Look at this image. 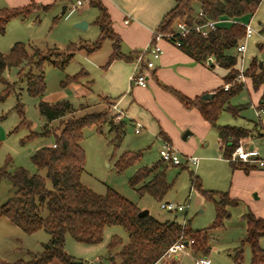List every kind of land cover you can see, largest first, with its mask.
<instances>
[{
	"label": "trees",
	"instance_id": "trees-1",
	"mask_svg": "<svg viewBox=\"0 0 264 264\" xmlns=\"http://www.w3.org/2000/svg\"><path fill=\"white\" fill-rule=\"evenodd\" d=\"M263 0H176V5L162 19L157 30L164 33L177 31L178 23L185 22L188 26L205 23L209 20L221 18L251 17L258 10ZM91 5L100 8V15L96 23L101 32L98 39L90 46L85 47L89 52L99 49L105 38L113 40V52L106 64L108 66L116 59L136 60L140 50L134 57L121 51V38L113 30L112 20L101 0H91ZM198 6L199 12H196ZM39 7L32 1L29 5L0 9V32L4 33L8 23L15 17H26ZM47 9L49 6H40ZM246 27L241 22L233 25L218 26L207 36L190 30L186 35L174 34L170 39L180 41V47L189 56L198 62H206L210 57L215 58L217 65L230 69L223 77L224 83L219 86L212 99L205 100L202 96L191 98L179 90L166 86L172 91L186 108H197L202 116L211 125L218 128L223 146L224 158L230 159L240 141L251 137L253 130L236 125H218V120L224 110L237 115V109L231 106V99L244 89L245 84L237 80L241 71L236 68L239 56L233 54L243 42ZM77 44L70 49L60 51L58 48L43 50L35 48L30 52L28 45L22 41L15 42L9 51L0 50V84L6 85L5 91L0 94V100L14 90L15 83H10L4 77V71L13 66H20L24 62L33 63V68L19 72L20 79L26 81V89L33 97H39L38 108L40 113L49 121L62 119L63 128L53 130L49 124L42 132L31 129L32 123L24 116V107L19 102L17 110L22 119L19 127L26 126L30 134L22 140L23 143L40 135H54V142L38 148L31 156V160L38 168L31 173L24 167L10 170L12 159L8 158L0 168V179L8 178L14 188L13 195L0 207V217H6L26 233H35L45 230L51 235L44 250L33 259H19L13 262L0 261V264H48L58 258L62 264L79 263L75 257L65 251L67 235H71L77 242L96 244L103 240L105 229L112 225H121L128 232V241L124 243L122 237L112 236L108 243L109 264H156L162 260L171 245L180 239H194L191 248L196 256H207L212 250L209 230L221 228L230 216V207L238 204L237 199L227 191H213L204 189L198 175L192 174V187L199 190L204 197L213 202L216 212L215 221L208 228L193 229L190 223L183 225L177 218L161 221L150 213L140 215L141 208L133 201L122 195L116 189L109 187L104 194L97 193L82 182L86 165V150L82 144L84 128L95 126L100 133L116 134L115 140L119 145L124 138L126 119L123 117L119 124L105 112H92L75 117L74 105L66 99L46 101L42 99L47 90V80L44 68L48 62L54 66L64 67L75 55ZM264 51V44H259ZM57 51L58 59L52 60L51 53ZM60 57V58H59ZM84 74L81 70L75 75H68L65 83L78 81ZM244 76L252 79L255 88L264 85V62L253 57L249 66L243 72ZM229 84V89L225 85ZM19 97V94H18ZM258 110H264V91L261 96ZM71 115V116H70ZM69 116L67 119L65 117ZM65 118V119H64ZM167 140V138H164ZM169 141V140H168ZM55 145V146H54ZM143 152L126 151L118 158L116 166L122 171L141 162ZM231 161V160H230ZM161 158L152 166H142L130 178V185L137 190L140 196L150 195L156 200L163 201L173 184L167 179L168 165H163ZM232 162V161H231ZM236 163V162H232ZM172 164V163H171ZM163 165V166H162ZM46 170V176L41 174ZM48 180L52 188L48 187ZM46 215H43L44 212ZM247 219V236L241 246L236 249L233 259L241 263L244 258L245 243L251 248V264H264V248L260 241L264 237V219L258 218L251 211L245 214ZM119 248L117 253L114 250ZM167 264H178L176 261Z\"/></svg>",
	"mask_w": 264,
	"mask_h": 264
},
{
	"label": "rangeland",
	"instance_id": "rangeland-1",
	"mask_svg": "<svg viewBox=\"0 0 264 264\" xmlns=\"http://www.w3.org/2000/svg\"><path fill=\"white\" fill-rule=\"evenodd\" d=\"M24 1L26 0H0V9L13 8L14 5L21 6L31 2V0H27L25 3ZM35 1L37 4H50V6L47 9H33L26 17L13 18L8 23L5 32H0V50L2 52L9 51L11 46L17 41L26 43L30 52L33 53L35 48L49 51L55 47L60 49V51L67 52L72 44L79 45L80 42L85 40L89 42L98 39L101 32L100 26L95 23L101 12L98 6H91L88 0H83L84 3L81 5L78 4V0ZM65 5L69 6L66 13L63 12ZM196 12H199L198 6L196 7ZM254 20L261 25V28H264V0L256 11ZM82 21L89 23L90 27H79L77 24ZM248 21L246 18L238 20V22L243 24ZM249 43L247 52L242 56L248 58L257 57L264 61V51L259 49V44H264V42L254 39ZM85 50H74L76 54L64 67L54 66L51 62L46 64L44 72L47 80V90L42 99L46 101L50 99V102L62 99L69 100L74 105L75 110L72 115L75 117L92 112H105L116 126L121 120L117 115L116 109L107 100H104L106 105L103 106L98 97L104 94L107 85L106 78L102 69L92 64L93 60H102L101 62L103 63L107 61L113 50L112 41L105 38L98 49L99 51H95L96 53L92 57L85 56ZM51 55L52 60L58 59L57 51H53ZM29 68H33V63L24 62L20 66H13L4 71V77L10 83H15V86L11 93L0 100V168L5 165L8 158H11L10 170H14L16 167H24L31 173H36L38 168L32 162L31 156L41 146L52 144L54 135H40L23 143L22 140L30 134V129L26 126L16 129L22 119L17 110V105L19 102L23 105L24 116L32 123L31 129L34 131L42 132L44 126L49 124L53 130L56 129L59 132L63 128V121L62 119H57L49 122L40 113L38 108L40 98L31 96L26 89V81L20 79L19 72L23 69L27 71ZM82 69L89 71L88 77L82 75L78 82L73 81L64 84L68 75H75ZM237 80L246 84L241 74L238 75ZM5 87L4 83L0 84V94L6 90ZM86 87L90 89L89 93H86L85 96L78 93L79 88L85 89ZM232 103L247 105L243 115L250 120L258 119L253 108L250 107L251 102L247 89H244L233 98ZM68 117L65 118L67 119ZM225 119H229L230 122H223ZM242 121L243 119L240 117H234L230 112L224 111L219 123L233 125ZM124 129L123 141L117 145L116 134L109 132V127H105V133H100L95 126L84 128L82 144L86 150V165L82 182L100 194L106 193L107 189L112 187L137 204L141 210L148 209L152 216L161 221L177 218L184 225H187V222L190 223L193 229L210 227L216 217L214 204L204 199L199 194V191L192 187V174L194 173V175L200 177L202 186L205 189L229 190L231 185V167L228 162L217 158L219 155L221 156V153L216 131L213 129L205 138L209 142L206 147L203 145L204 142L198 139H196V144H194L192 142L193 137L190 138L191 136L185 139L184 135L186 132L177 134L175 136L176 144H171L178 151L183 164L187 165V167L183 168V164L175 165L166 161L163 162L164 166H169L167 179L173 184L172 189L163 201L184 203L190 199L188 212L183 213L161 208L160 204L162 201L156 200L148 194L140 196L137 190L130 185V178L140 167L152 166L161 159L160 151L163 148V141L156 134H151L148 129H142L141 133H136L135 126L128 119H126ZM262 140L264 144V137ZM126 151L133 153L142 151L143 156L139 164L120 171L116 166V162L120 155ZM210 156L216 157L209 160ZM188 157L203 158L201 166H196L191 161L186 163ZM40 172L44 176L47 174L46 170H41ZM48 187L52 188L50 180H48ZM14 191L13 185L8 178L0 179V207L13 195ZM255 193L236 192L240 207L233 210L232 217L225 223L224 227L209 230L212 250L208 257L211 259L212 264H239L233 259V255L236 249L241 246L242 240L247 236L245 214L251 210L250 208L264 213V196L258 199L255 197ZM46 214L47 212L45 211L43 215ZM184 220H186V223H183ZM114 235L122 237L124 243L129 238L127 230L121 225L107 227L103 240L93 245L79 243L71 235H67V238L76 246V249L72 247V255L77 260L85 261V264H93L91 259L95 258L97 254H104L106 264H109L107 246ZM50 238L51 235L45 230L29 234L21 230L8 218L0 217V261L13 262L19 259H33L35 255L43 252L44 244L48 243ZM262 244L264 246V239ZM243 248L244 258L242 263L251 264L252 253L250 245L245 243ZM118 250L119 248L114 250L113 253H117ZM191 253L194 255L192 248ZM191 253H189L190 255L182 256V264H195ZM164 263L166 262L164 261Z\"/></svg>",
	"mask_w": 264,
	"mask_h": 264
},
{
	"label": "crops",
	"instance_id": "crops-1",
	"mask_svg": "<svg viewBox=\"0 0 264 264\" xmlns=\"http://www.w3.org/2000/svg\"><path fill=\"white\" fill-rule=\"evenodd\" d=\"M32 1L36 2L35 0H31V2ZM79 1L84 3L83 0H78V4ZM88 1L91 5V0ZM25 2H27V0L24 1V3ZM31 2L21 6L29 5ZM101 2L107 8V11L111 17L113 30L121 38V51L124 54L132 57L135 56L136 51L141 50L148 44L152 38L153 31L157 29L163 17L176 5V0H101ZM38 6L39 7L35 9H41L40 6L42 5L38 4ZM44 6H50V4ZM14 7L19 6L14 5ZM68 9L69 6L65 5L63 12L66 13ZM254 17L255 14L250 18L243 17L238 19L226 17L221 18L219 22V26L226 27H229L238 22V20L245 18L246 20L252 22L257 32L247 40L245 53L248 50V44H250L249 42L251 40L255 39L257 41L258 39V41L261 40L264 42V28H261V25L255 22ZM86 26L90 27V24L88 23ZM95 40L89 42L85 40L80 42L75 50L82 51V49L86 48L81 46H90L95 42ZM111 41L113 48V40ZM161 45L164 52L160 58L155 60V67L153 70H151L152 74L151 77L148 78V83L146 86H133L131 84L130 79L136 68V60L116 59L106 66L113 50L105 63L101 62L102 60H93L92 64H94L95 67L98 66V68L102 69L103 75L107 82L104 94L99 95L98 97L103 106L106 105L104 100H107L110 105L116 106V108L121 110L123 113V117L131 121L133 125L134 123H140L141 128L139 133L142 132V129H148L151 134H156V136L160 137L161 139L167 138V140L174 144H176L175 136H177V134H182V132L183 134L186 132L184 135L185 139L191 136L190 138L193 137L192 142L194 144H196V139H198L199 141L204 142L203 145L206 147L209 145V142L206 141L205 138L214 129L217 134V142L221 153V156L219 155L217 158L228 162L231 167V185L229 190L225 191L229 192L230 196L237 199L238 201L237 205L230 207V216L225 220L226 223L232 217L233 210L240 207V201L237 198L238 196L236 195V192H246L247 194L250 192H256L255 197L258 199L264 196V169L254 163L250 164L240 161L234 164L230 160L224 158L223 146L219 136L218 128L207 122L199 109L186 108L178 99V97L166 86L175 88L191 98L202 96L206 93L214 94L215 90L224 83L223 77L230 71V69H226L217 65L213 56L210 57L206 62H198L171 41L163 40ZM95 51L99 50L96 49L89 52L86 49L85 56L92 57L96 53ZM232 53L237 54V49L232 50ZM237 55L239 56V62L236 68L244 72L249 66L252 58L244 57L242 55L240 56L239 53ZM82 70H84L83 75L88 77L90 74L89 71L86 69ZM243 77L245 79L244 81L246 82L244 89H247L249 92V100L251 102L250 107L253 108L258 119L250 120L243 115L244 109L246 110L247 105L241 103H232L233 98L239 95L244 89L235 95L230 101L231 106H234L237 109V115H234L230 111L228 112H230L234 117H240L243 119L242 122H237L233 125L253 130L251 137L240 141V143L243 142L247 147L258 148L264 157V144L262 140L264 137V114H262L263 116L257 114L261 96L264 91V85L255 88L250 77L244 75ZM89 92L90 89L87 87L85 89H78V93L83 94V96ZM47 100L50 101V99ZM219 120L218 125H232L229 123L220 124ZM223 122L230 121L229 119H225ZM213 157L216 156H210L209 160ZM199 160L200 161L198 165L201 166L203 158H199ZM186 163H188L187 159ZM182 167L185 168L187 165L183 164ZM199 194L204 199H206L200 191ZM250 209L251 210L249 211L254 213L256 217L264 219V213L257 212L256 209H254L255 211L252 208ZM263 239L264 237L261 239L260 243L264 248L262 244ZM66 241L68 246L65 247V250L71 256H73L72 250L73 248L76 249V246H74L73 242H70L71 240H69L67 237ZM191 256L194 257L196 255L191 253ZM91 260L93 264H106L104 254H97L95 258ZM160 263L167 264L164 263V260H160L156 264ZM48 264L62 263L58 258H56ZM73 264H85V261H80L79 263ZM239 264L243 263L241 262Z\"/></svg>",
	"mask_w": 264,
	"mask_h": 264
},
{
	"label": "built area",
	"instance_id": "built-area-1",
	"mask_svg": "<svg viewBox=\"0 0 264 264\" xmlns=\"http://www.w3.org/2000/svg\"><path fill=\"white\" fill-rule=\"evenodd\" d=\"M82 1H79V4H82ZM221 19L217 20H209L205 23L195 24L194 26H188L185 22H179L177 27V31L174 33L164 34L157 29L153 31L152 38L148 42V44L143 47L137 57H136V68L134 73L131 76V84L132 85H139V86H146L148 83V78L151 77V70L155 67V60L160 58L164 52L161 42L163 40H168L173 37L174 34H182L186 35L187 32L190 30H195L201 33L204 36H207L211 30H215L219 26V22ZM246 35L244 37V41L240 43L237 47V51L240 55H244L247 47V40L251 37L254 33H256V29L251 21L246 22ZM174 44L179 46L181 43L179 40H175ZM243 72L241 71V76H243ZM230 85L226 84L225 89H229ZM116 109L117 115L119 119L123 118V113L121 110ZM258 115L264 114V110H258ZM136 133L140 132L141 124L134 123ZM163 141V148L161 149V158L169 163L180 165L183 164L182 158L178 151L173 147L170 141L166 139H162ZM55 146V145H54ZM232 162H244V163H254L257 164L259 167L264 168V157L261 155V152L258 148L255 147H247L243 142L239 143L236 147L234 152L232 153L230 159ZM191 161L194 165L198 166L199 158L198 157H188L187 162ZM190 200V199H189ZM189 200L184 203H178L173 201H162L161 208L172 211V212H188V205ZM183 223H186L184 220ZM184 225V224H183ZM194 243V239H180L173 245L169 247V249L164 254L162 260L166 263L171 261H176L178 264L181 263V258L185 254L191 253V246ZM195 264H211V259L206 256H194Z\"/></svg>",
	"mask_w": 264,
	"mask_h": 264
},
{
	"label": "water",
	"instance_id": "water-1",
	"mask_svg": "<svg viewBox=\"0 0 264 264\" xmlns=\"http://www.w3.org/2000/svg\"><path fill=\"white\" fill-rule=\"evenodd\" d=\"M77 25L79 27H81V28H85L86 25H87V22L86 21H82V22L78 23ZM213 96H214L213 93H206V94L202 95V98L207 100V99H211ZM148 213H149V210L148 209H144V210H141L140 215H145V214H148Z\"/></svg>",
	"mask_w": 264,
	"mask_h": 264
}]
</instances>
